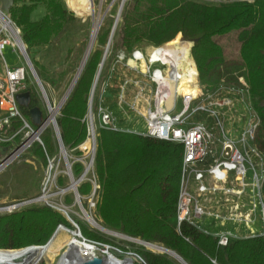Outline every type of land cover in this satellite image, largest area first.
I'll use <instances>...</instances> for the list:
<instances>
[{"label":"trees","instance_id":"1","mask_svg":"<svg viewBox=\"0 0 264 264\" xmlns=\"http://www.w3.org/2000/svg\"><path fill=\"white\" fill-rule=\"evenodd\" d=\"M40 6L47 13L34 21L31 16ZM9 15L22 30L28 50L51 44L68 23L76 20L64 0H14ZM117 31L119 40L114 49L129 53L137 48L162 46L181 34L184 42L193 44L192 57L206 90L215 89L222 81L239 85V79L245 78L260 119L257 146L264 154V0H128ZM102 56L101 50L91 54L57 120L67 148L78 146L87 137L83 120ZM241 60L243 68L236 66ZM32 62L37 71V62ZM194 71L188 65L189 76L184 80L192 82ZM37 74L42 80L38 71ZM179 90L184 93V81ZM30 93L31 107H39L38 99ZM22 110L29 115L27 109ZM43 117L46 118L45 112ZM46 132L42 135L46 150L37 144L35 153L43 166H47V154L54 152L45 141ZM182 159L180 144L100 130L95 167L102 189L97 212L103 226L172 250L187 264H264V236L220 247L215 238L187 223L178 229ZM61 225L73 229L66 217L46 206L33 205L0 215V250L45 246ZM80 228L91 240L115 246ZM46 248L0 251V264H36L43 259L40 253ZM133 253L142 259V264H180L167 254L145 248Z\"/></svg>","mask_w":264,"mask_h":264},{"label":"built area","instance_id":"2","mask_svg":"<svg viewBox=\"0 0 264 264\" xmlns=\"http://www.w3.org/2000/svg\"><path fill=\"white\" fill-rule=\"evenodd\" d=\"M127 1H122L121 16ZM179 36V41L137 48L130 53L122 49L115 51L113 36L105 48L104 63L101 68L98 66L97 72H100L96 73L88 96V111L83 120L87 125V137L78 146L68 149L59 141L57 123L66 102L64 98L59 103L52 101L45 89L43 92L38 87L25 58L28 51L22 30L9 13L1 11L0 5V149H7L5 155L0 152V174L20 162L36 144L46 150L42 135L49 129L60 151V157L47 154L48 169L41 194L6 207L3 210L7 214L28 206H46L65 215L73 226H77L71 218L75 206L72 203L81 207L83 215L86 210L82 200L88 202L91 210L97 209L102 190L95 170L99 131L129 130L119 127L117 117L103 105L104 96L114 88L116 101L127 119L133 114L145 120V134L126 133L183 146L177 201L178 229L187 223L215 238L220 247H226L232 241L264 236V154L257 146L260 119L251 102L250 87L241 77L239 85L222 81L215 89L206 90L200 83L192 57L193 44L184 42L182 35ZM8 46L26 61L25 65L10 67L7 64L3 51ZM110 58L111 63L104 73L106 61ZM188 65L195 70L190 84L192 91L182 93L179 88L183 79L189 76L186 72ZM117 73L120 79L114 85ZM30 79L41 93L48 120L41 128L24 114L17 101V95L30 92ZM97 87L100 90L98 96ZM200 114L214 118L215 127L210 129L204 122L191 121ZM235 132L240 133L237 140L233 139ZM62 159L66 163L65 171L59 170ZM67 178L69 184L62 186ZM73 183L75 188L68 191ZM84 183L92 186L91 193L86 196L79 191ZM70 193H73L72 203L67 204ZM261 225L263 230L258 231ZM64 228L59 226L60 231ZM78 239L94 248L93 257H100L103 253L104 258L113 249L109 244L80 235ZM152 245L150 247L159 246Z\"/></svg>","mask_w":264,"mask_h":264},{"label":"rangeland","instance_id":"3","mask_svg":"<svg viewBox=\"0 0 264 264\" xmlns=\"http://www.w3.org/2000/svg\"><path fill=\"white\" fill-rule=\"evenodd\" d=\"M89 1L90 3L92 2L93 10L87 8V3H89ZM122 1L123 0H64L66 7L70 11L75 13L76 20L74 22L68 23L64 32L58 37L54 38L51 44L30 50H28L27 47V51L30 58L33 61L37 62L36 68L42 78V80H40L47 95L52 101L55 100L56 103H59L64 98L75 76H77V72H79L80 70L79 68L82 64L86 50H88L87 48H89L91 42L95 21L99 19H101L102 21L101 27L96 37L91 54L96 50H101L102 55L104 54ZM208 1L220 2L219 0ZM46 13V8L44 6H40L32 14V20H40L46 15ZM120 22L121 18L119 20V23ZM117 30L115 32V37L112 42L113 45H115L119 40ZM108 32L110 33L107 37ZM216 38L217 37L214 38V41H216ZM180 39L181 36L178 35L173 41H179ZM3 55L7 64L10 67L22 66L26 64V61L23 58H20L19 54L15 53L14 49L11 46H8L4 49ZM111 60L112 58L106 61L105 67L103 69L104 73L106 72V70H108ZM228 66H232V64H228ZM236 66L239 68H243L242 60L239 64H236ZM0 70H2L1 64ZM183 81L185 82L184 93L191 92V82L185 81L184 79ZM28 85L30 91H32L33 96L38 99L39 107L44 112L45 107L42 104V96L38 87L34 85L32 79L29 80ZM99 91V87H97L96 96L99 95ZM97 102L98 99L96 100V104ZM103 105L104 107H109L111 111L115 112V114L118 116L119 120L117 122V125L119 127L129 129L124 132L134 131L137 134H145V120L142 117L133 114H130V118L127 119L126 114L119 108V105L116 101V96L113 92L110 91L107 95H105ZM94 115L96 116V109H94ZM191 121L195 123L204 122L205 125H207L210 129L212 127H215L214 118L208 116L207 114L197 115ZM239 134V132H235L233 139L237 140L239 138ZM45 141L48 145L53 147L54 152L52 155H57L58 157H60V151H58L55 137L50 129L46 132ZM38 145L36 144L34 147H32L29 152L24 155L20 162L11 165L8 169H6L3 173L0 174V215L7 214L3 210L6 207L16 204L20 201H27L36 198L41 194L40 192L42 189V183L47 172L48 166H43L38 160H34ZM61 163L62 164L59 170L65 171L66 163L64 159H62ZM69 182L70 181L68 178L65 179V182L62 183V186H67ZM91 190V184L84 183L81 188V194L83 196L89 195L91 193ZM33 191L38 192L35 197H32L31 192ZM52 191L54 192L56 190L53 189ZM68 197L69 198L67 199V204H71V198L73 197V194L70 193ZM72 205L75 206L72 208L74 213H72L71 218L77 226L74 227L73 224H71L73 226V229H69L66 227L65 231L61 230L55 238L54 244L52 246V253L50 254V256L45 259L42 257L43 259H41L38 264H40L41 262L43 264H58L63 254L67 250V244L72 239V235L70 233H76L75 231H78L80 236L90 239L82 234L80 228L81 226L85 228L88 232L94 234L95 236H99L105 240L112 242L115 245H111L113 249L110 250V253L113 255V257H109L113 258L118 263H121L125 259H132L133 261L131 262L133 264H142V259L138 255L133 253V251L139 250L141 248H145L146 250L152 251L157 254H165L152 247L143 246L142 244H139L135 241L126 240L120 237H115L103 233L98 228L92 226L84 218L82 209L78 204L72 203ZM82 206L84 210H86L90 214V216H92L98 223L103 226L102 220L98 215L97 209L91 210L86 200H82ZM63 216L66 217L65 215ZM80 224L81 226H79ZM261 230H263V225H261V228L258 229V231ZM102 256L103 253H101L100 258H103Z\"/></svg>","mask_w":264,"mask_h":264},{"label":"water","instance_id":"4","mask_svg":"<svg viewBox=\"0 0 264 264\" xmlns=\"http://www.w3.org/2000/svg\"><path fill=\"white\" fill-rule=\"evenodd\" d=\"M13 4H14V0H0L1 11L2 12L9 13L10 12V9L13 6ZM121 11H122V9L119 10L118 15H117V19H116V21H115V23L113 25V28H112V31H111V34H110V38H109V43L112 41L113 36L115 34V31L117 29V25H118V22H119V19H120V16H121ZM92 49H93V47L90 50V54L92 52ZM87 51L88 50H86V53L84 55L82 64L80 65V68L82 67V71L77 72L78 77L75 76V78L72 81L70 87L68 88V90H67V92H66V94L64 96V102H67L69 96L73 92V90H74V88H75V86H76V84H77V82H78L81 74L83 73V70H84V68H85L88 60H89L90 54L87 55ZM25 58H26V61H27L28 65H29V67H30L32 76L35 79V81L37 82L38 87L44 92L43 84H42V82H41V80H40V78H39V76L37 74V71H36V69L34 67V64H33L32 60H31V58H30V56H29V54L27 52H25ZM104 59H105V55H104V57L102 59V62L99 65V68H101V66L103 65ZM99 72H100V70H98L97 74H99ZM96 80H97V78H96ZM96 80H95V83H96ZM17 101H18L19 105L22 108H25V109L28 110V114H29V116H30L33 124L36 125L37 128H41V127H43V126H45L47 124L48 120H47V118H44L43 117V111L39 107H34V108L31 107L32 97H31V93L30 92H25V93H22V94L17 95ZM58 129H59V127H58ZM58 132H59V130H58ZM59 141H60L62 147L65 148V145H64V142H63V139H62V136H61V133L60 132H59ZM6 151H7L6 148H1L0 149V152H1L2 155H5L6 154ZM6 159H7V157L4 159V161ZM109 231H111V230H109ZM59 232H60V230L58 228L55 231V233L47 240L48 243L52 242L57 237V235L59 234ZM76 232H78V231H76ZM115 233H117V232H115ZM78 234H79V232H78ZM117 234H120V233H117ZM120 235L122 236L123 239L138 242V243L142 244L143 246H146V247H148L149 245L150 246H153L152 244L146 243V242L141 241L139 239H133V238H130V237H128L126 235H123V234H120ZM35 246H39V245H35ZM31 247H33V246H31ZM164 249L169 252V253H166L165 252V254H167L170 257H172L173 259H175L178 263H180V264H187V262H185L176 252H174L172 250H169V249H166V248H164ZM21 250H23V249H21ZM2 251H20V250H2ZM126 260H131V259H125L124 261H126ZM80 264H105V259L104 258H100V257H93V258H88V259H82L81 262H80Z\"/></svg>","mask_w":264,"mask_h":264},{"label":"bare ground","instance_id":"5","mask_svg":"<svg viewBox=\"0 0 264 264\" xmlns=\"http://www.w3.org/2000/svg\"><path fill=\"white\" fill-rule=\"evenodd\" d=\"M87 8L90 9V10H93L92 2L90 3V1H89V3H87ZM101 22H102L101 19L95 21L94 30H93L91 42H90V45H89V48H88V51H87V55L90 54V50L94 46L96 37H97V35H98L99 31H100ZM80 71H82V67L80 68L79 72ZM77 77H78V74H77ZM74 188H75V183H73L72 185L69 186L68 191H72ZM83 216L92 226L98 228L103 233H106V234H109V235H112V236H115V237L122 238V236L120 234H117L115 232H112V231H109V230L105 229L92 216H90V214L87 211L84 212ZM63 231H65V228L63 229ZM76 233H78V232H76ZM76 233H70L72 235V239L67 244V250L63 254V256L60 259L58 264H80L82 259L93 258V256H95L94 255L95 253L93 252L94 248L92 246H90L89 244H87V243L84 244L82 241H80L78 239L79 234H76ZM54 241H55V239L52 242L47 243L45 246L30 247V248H26V249H23V250H20V251H24V250H28V249H32V248H43L44 249V248H46L48 246L44 251H42L40 253V257H43L45 259V258H48L50 256V254L52 253V246L54 244ZM148 247H150V245ZM152 248H154V249H156L158 251L164 252V253L165 252L169 253L163 247L156 246V247H152ZM0 251H2V250H0ZM20 251H4V252H20ZM109 256L113 257V255L110 252L105 254V256H104L105 264H133L131 262V261H133L132 259L131 260L122 261L121 263L120 262L118 263L113 258H111ZM107 257H109V258H107ZM40 260L36 264H38L40 262Z\"/></svg>","mask_w":264,"mask_h":264},{"label":"crops","instance_id":"6","mask_svg":"<svg viewBox=\"0 0 264 264\" xmlns=\"http://www.w3.org/2000/svg\"><path fill=\"white\" fill-rule=\"evenodd\" d=\"M1 71V70H0ZM119 79H120V75H119V73H117V74H115V76H114V80H113V84L114 85H116V83L119 81ZM113 92L114 94H115V92H116V89H110L108 92H107V94L109 93V92ZM106 94V95H107ZM105 97V96H104ZM40 108V107H39ZM41 109V108H40ZM108 109L111 111V109L108 107ZM113 112V111H112ZM113 114L117 117V121L119 120V118H118V116L115 114V112H113ZM31 159H33V158H31ZM34 160L35 161H37V159L36 158H34ZM37 193L38 192H36V191H33V192H31V194H32V197H35L36 195H37ZM31 197V198H32Z\"/></svg>","mask_w":264,"mask_h":264}]
</instances>
